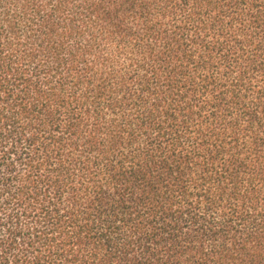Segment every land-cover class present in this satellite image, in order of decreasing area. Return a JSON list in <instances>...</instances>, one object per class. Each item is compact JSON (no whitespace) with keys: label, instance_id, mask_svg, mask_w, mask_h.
<instances>
[{"label":"trees","instance_id":"trees-1","mask_svg":"<svg viewBox=\"0 0 264 264\" xmlns=\"http://www.w3.org/2000/svg\"><path fill=\"white\" fill-rule=\"evenodd\" d=\"M0 264H264V0H0Z\"/></svg>","mask_w":264,"mask_h":264}]
</instances>
